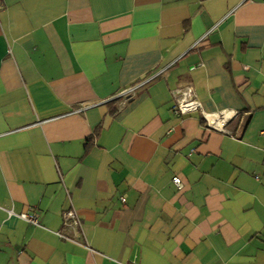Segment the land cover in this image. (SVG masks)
Here are the masks:
<instances>
[{
	"label": "crops",
	"instance_id": "1",
	"mask_svg": "<svg viewBox=\"0 0 264 264\" xmlns=\"http://www.w3.org/2000/svg\"><path fill=\"white\" fill-rule=\"evenodd\" d=\"M0 264H264V0H0Z\"/></svg>",
	"mask_w": 264,
	"mask_h": 264
},
{
	"label": "built area",
	"instance_id": "2",
	"mask_svg": "<svg viewBox=\"0 0 264 264\" xmlns=\"http://www.w3.org/2000/svg\"><path fill=\"white\" fill-rule=\"evenodd\" d=\"M202 65H197L195 67L190 68L191 71H194L197 68H201ZM247 70V68L245 67ZM153 80V79H152ZM150 81H147L146 83L135 87L128 91L127 93L121 95L122 98H126L129 95H133L138 89L141 87L147 85ZM181 99L178 100V105L175 110V114L177 116H187L191 114L198 113L200 111V104L195 100V97L191 91V89H186V91H181ZM227 118L228 116L221 115L218 117V120L214 123H211L207 120V126L217 132L220 133H226L225 127L227 124ZM206 119V118H205ZM173 184L178 188L182 189V183L181 180L178 177H175L173 179ZM122 202H125L124 199H122ZM23 220L32 226H38L39 225V219L40 216L38 214H31V215H25L22 217ZM82 223L78 215L74 211H69L65 213L63 216V228L64 229H71L73 231H81ZM61 239H65L64 235H60Z\"/></svg>",
	"mask_w": 264,
	"mask_h": 264
},
{
	"label": "trees",
	"instance_id": "3",
	"mask_svg": "<svg viewBox=\"0 0 264 264\" xmlns=\"http://www.w3.org/2000/svg\"><path fill=\"white\" fill-rule=\"evenodd\" d=\"M88 148V147H87Z\"/></svg>",
	"mask_w": 264,
	"mask_h": 264
}]
</instances>
